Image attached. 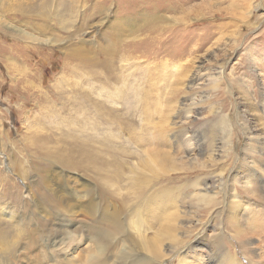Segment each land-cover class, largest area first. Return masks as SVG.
I'll return each instance as SVG.
<instances>
[{"label":"rangeland","instance_id":"obj_1","mask_svg":"<svg viewBox=\"0 0 264 264\" xmlns=\"http://www.w3.org/2000/svg\"><path fill=\"white\" fill-rule=\"evenodd\" d=\"M151 11L174 20L167 24L162 35L161 31L153 34L166 42L160 44L157 39L153 44L137 46V51L125 44L119 48L121 54L128 56L127 62L135 64L132 69L136 64L153 66L149 80L156 87L152 92V96H156L152 97L156 114L153 112L148 126L158 125L164 111L162 121L168 125L169 134L177 138L172 143L170 136L167 142L176 151L175 161H185L189 181L199 183L212 171L215 175L217 171L223 172L221 195L225 209L229 208L233 172L245 175L247 189L236 187L234 201L238 205L232 210L244 220L263 221L264 203L255 198V192H250L252 185H259L260 181L254 180L256 171L251 172L241 157L244 143L249 141L253 144L249 146L253 149L256 146V151L264 158V0H0V128L5 138H11L8 147L4 146L7 141L2 145L0 139V264H84L89 249L85 248L83 235L87 236L90 229L98 226L90 224L88 213L79 212L68 218L73 219L71 225H62L60 208L51 197L53 191L49 190L48 181L54 178L62 184L67 178L64 182L70 188L74 186L73 189L98 183L92 173L78 165L81 136L69 128H76L79 113L67 110L66 105L63 112L60 107L68 102L61 99L57 91L83 77L78 55L84 48L89 56L99 57L97 49L102 41L96 36V27L101 22L109 19L104 27L113 37V30L117 33L113 20H139V24L144 25L141 18ZM54 12L62 17L52 18ZM124 27L119 35L125 41L129 37ZM84 35L85 39L93 36L92 41H83ZM220 68L221 78L212 86L210 78L218 77L213 72L219 74ZM133 77L138 81L143 79L137 74ZM71 100H68L70 105ZM241 109H245L244 116L253 130L254 138L247 141L242 122L245 119L238 117L239 110L240 116L243 115ZM218 115L227 116L231 150L227 159L214 163L209 159V152L196 153L193 148L198 144L208 148L217 139L214 127ZM28 128L35 130L36 135H28ZM118 136L122 140L126 133ZM42 149L49 150V154ZM249 151L251 149L247 153ZM9 159L16 162L19 171L12 169ZM22 174L27 178L30 193L26 191ZM125 182L113 185L115 197L111 208L130 209V205L122 201L127 190ZM193 191L189 189L184 195H178L177 206L181 207L171 228L186 239L187 228L192 229V235L206 223L200 237L202 243L188 251L189 264H222L218 254L206 244L215 220L205 213V204L195 200L197 188ZM47 196L50 201L42 200L46 210L40 213L34 198ZM220 221L226 231L223 232L224 247L231 253L236 252V243L229 236L234 227L226 222V212L220 215ZM84 224L86 227H81ZM149 230L148 236H151L152 230ZM70 232L74 236L68 238ZM53 234L59 241L51 248L47 242ZM195 239L196 235L190 242L195 243ZM251 239L249 246L254 258L258 259L259 254L264 257V239L258 236ZM113 240L109 236V241ZM162 249L168 254L169 242ZM185 249L178 250L162 264H176ZM238 258L242 264H250L244 257ZM109 264H112L110 260Z\"/></svg>","mask_w":264,"mask_h":264},{"label":"bare ground","instance_id":"obj_2","mask_svg":"<svg viewBox=\"0 0 264 264\" xmlns=\"http://www.w3.org/2000/svg\"><path fill=\"white\" fill-rule=\"evenodd\" d=\"M59 16L61 14L56 12L51 15L52 18L56 17L57 20ZM108 20L106 18L96 27V36L102 41L97 49L99 57L97 55L89 56L87 48H84L82 54L78 55L81 68L83 69V77L79 82L73 81L74 84H70L68 88L59 87V91H57L59 97L68 102L66 104L63 102L64 104L60 109L64 112L66 105L67 110L73 109L79 113L80 118L77 125L75 124L76 128H69L71 132L80 133L81 136L79 141L80 159L78 160L80 164L78 165H81L85 171L92 173L98 183V185L92 183L80 189H73L74 186L70 188L64 182L67 178L62 182L64 185L54 178L48 181V188L53 191L51 197L56 200L60 208L59 212L62 218L59 222L62 225H71L73 219L69 220L68 218L79 212L88 213L90 224L98 226L95 229H90L87 236L83 235L86 242L85 248L89 249V253L83 259V263L109 264L110 260L112 264H162L175 252L186 248L177 259L176 264H189L188 256L190 252L188 251L193 250L200 242L202 243L200 237L204 234L206 223L192 235L190 234L192 229L187 228L189 235L186 236V239L180 238L177 229L171 228V226L173 221L177 220L178 209L181 207L177 206L179 194L181 193L182 196L189 189L195 191L197 188L199 192L196 193L197 197L195 200L203 202L205 207H207L205 213H207L208 217L215 220L206 244L218 254L222 264H242L238 258L239 256L247 259L250 264H264V257L259 254L258 259H255L252 255V248L249 246L252 241L251 238L254 236L264 239V219L263 221H249L247 218V220H244L242 215L238 217L236 211L232 210L238 205V202L234 201L237 193H235L236 187L240 186L242 190L247 189V181L243 179L245 175H238L236 171L233 172L230 178L229 208L227 209H225L221 195L222 171H217L216 175L214 171L210 172L214 175L208 173L205 175L206 180H202L199 183L194 180L189 181L190 175L185 170V161L180 159L177 162L175 161L176 151H173L167 142V138H170V136L172 143H175L177 138L174 134H169V129L166 128L167 124L165 125V121H162L164 111H162L163 115L160 117V121L158 120V125H155V127L148 126L149 120H151L150 118L153 117V112L156 110V105L153 103L154 99H152L153 96L154 98L156 97L155 95L152 96V92L155 91L156 87L149 80L154 72V70L152 71L153 66L151 67L147 64L142 67L136 64L132 69L131 66L135 64L132 65L127 62L128 56L120 53L121 50L119 48L123 47L124 44L137 51V46L153 44L157 39L160 44L165 43L166 40L153 34L155 31H161L160 34L162 35L166 31L167 24L174 22V20L152 11L141 18L144 25L139 24V20L116 19L112 22V26L117 30V33H114L115 30H113V37H115L114 35L118 36L116 39L109 36L110 34L105 31L104 26H106ZM123 25L125 26V32H127L126 35L129 37L128 40L125 38V41L119 35L120 32H123ZM84 37L85 35L82 38L83 41L90 42L93 39V36H90V39H85ZM117 43L120 44L117 45ZM122 49L124 50V48ZM74 53L76 54L77 50H74ZM121 61L126 63H120ZM218 70L219 74L213 72L218 77L210 78L209 82L212 86L221 78L222 68ZM136 74L143 79L140 81L134 79L133 76H136ZM195 79L196 76L192 81ZM70 88H72L71 91ZM158 90L160 91V89ZM70 99H72L71 105L68 101ZM246 99L248 100V98ZM115 103L118 106H115ZM241 110L243 115L240 116L241 111L239 110L238 117L245 119L242 122L246 133L245 140L247 141L254 138L253 130L248 124V120H246L245 109ZM215 122L214 128L217 139L213 141V144H210L208 148L204 147V145L202 146V144L201 146L198 144L193 148L196 153L205 154L209 152V159L212 162L214 161V163L219 162L221 159V161L227 159L231 150V129L228 125L227 116H215ZM1 131L0 128L1 144L4 145L5 141H7L4 146L8 147L11 145L8 142L11 138L9 139L7 136L5 138ZM114 131H117L116 134L113 133ZM121 132L126 133V137L122 138V140L118 136ZM27 133L28 135H36L35 130L33 131L31 128H28ZM115 137L120 140L117 141ZM198 140L200 141V139ZM244 144L241 160L246 163L251 172L256 171L254 180L260 181L259 185H252L250 192H255V198L264 203V184H261L264 179V158L261 153L256 151V146L255 149L249 146V144L253 146L252 143L247 141ZM249 148L251 151L247 153L250 150ZM42 150L45 154H49V150ZM177 156H179L178 153ZM247 156H250V159ZM133 159H135V163ZM12 160L9 159L12 169L19 171L15 165L16 162ZM202 166L203 168L206 167L204 163ZM5 174L3 175L7 177ZM22 178L27 186V178L23 174ZM124 180H126L127 190L125 196L122 197V201L124 205H130V209L129 207L111 208L112 199L115 197L113 185H120ZM26 191L30 193L29 186L26 187ZM48 196L41 199L34 198L40 213L46 210L41 202L46 200L48 203L50 201ZM217 204H220L219 207H216ZM185 212L187 213V211ZM224 212H226V222L234 227L232 234H229V236L233 238L238 250L233 253L224 247L226 237L223 232L225 230L221 227L220 221V215L222 216ZM81 227H86V225L84 224ZM145 227L146 229H144ZM191 227L193 228V226ZM149 228L152 230L151 236H148L151 232ZM70 233H67L68 238L73 235L72 232ZM195 235V243L190 242ZM109 236L114 238L112 242L109 241ZM55 237L56 235L53 234L49 238V242H47L51 244V248L59 241H56ZM166 242H169L170 247L168 254L162 249ZM111 245H114V247L112 248ZM109 247L110 249H108Z\"/></svg>","mask_w":264,"mask_h":264}]
</instances>
